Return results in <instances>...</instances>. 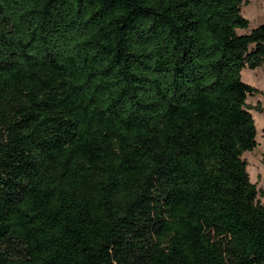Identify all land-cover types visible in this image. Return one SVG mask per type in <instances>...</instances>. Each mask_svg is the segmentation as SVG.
Instances as JSON below:
<instances>
[{"label":"trees","instance_id":"obj_1","mask_svg":"<svg viewBox=\"0 0 264 264\" xmlns=\"http://www.w3.org/2000/svg\"><path fill=\"white\" fill-rule=\"evenodd\" d=\"M245 1L0 0V264H264Z\"/></svg>","mask_w":264,"mask_h":264},{"label":"rangeland","instance_id":"obj_2","mask_svg":"<svg viewBox=\"0 0 264 264\" xmlns=\"http://www.w3.org/2000/svg\"><path fill=\"white\" fill-rule=\"evenodd\" d=\"M241 15L249 21L248 32L260 24L264 23V0H246L241 6ZM241 80L245 84L255 88L258 93L248 96L247 107L254 120L257 136V146L251 152H246L243 159L247 164V173L251 183L256 185V189L264 190V112L262 102L264 96V62L255 70L245 68L241 71ZM261 202L264 198L258 197Z\"/></svg>","mask_w":264,"mask_h":264}]
</instances>
